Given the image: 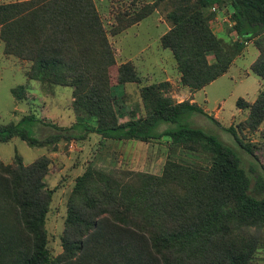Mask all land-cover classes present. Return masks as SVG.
I'll list each match as a JSON object with an SVG mask.
<instances>
[{
    "label": "trees",
    "instance_id": "trees-1",
    "mask_svg": "<svg viewBox=\"0 0 264 264\" xmlns=\"http://www.w3.org/2000/svg\"><path fill=\"white\" fill-rule=\"evenodd\" d=\"M219 8L228 17L223 36L210 27ZM153 11L167 26L159 45L170 50L177 80L189 90L223 73L247 41L257 49L249 69L260 87L252 100L235 99L244 117L222 126L235 150L193 124L195 114L219 122L194 101L173 98L168 80L138 86L139 114L111 93L114 54L106 31L119 33ZM0 39L5 53L29 61L27 78L70 86L76 112L94 121L84 123L80 114L61 126L28 112L0 124L1 142L16 136L54 149L59 140L89 132L100 142L167 136L173 146L207 157L205 164L167 157L159 173L85 165L66 195L55 256L44 225L55 188L43 179L49 157L0 160V264H264V173L253 162L245 168L237 152L264 170L258 146L243 138L264 119V0H146L116 12L108 29L94 0L1 1ZM114 78L116 84L140 80L131 60L115 65ZM22 88L10 92L20 98ZM124 111L128 116L119 120ZM43 125L51 131L39 136Z\"/></svg>",
    "mask_w": 264,
    "mask_h": 264
},
{
    "label": "rangeland",
    "instance_id": "rangeland-1",
    "mask_svg": "<svg viewBox=\"0 0 264 264\" xmlns=\"http://www.w3.org/2000/svg\"><path fill=\"white\" fill-rule=\"evenodd\" d=\"M8 1V0H0ZM146 0H94L99 16L106 29L113 22L114 14L121 10H130ZM223 12L222 8L219 10ZM225 12V11H224ZM226 15V14H225ZM224 15L220 17L221 25L225 26ZM217 20V21H218ZM162 15L153 11L143 19L131 24L129 27L116 34L107 30V38L114 54V63L109 66L110 91L123 102L124 110L132 109L136 114L140 111L138 86L172 76L175 72L174 60L168 48H163L158 43V34L165 28ZM213 23L212 27H216ZM218 35L223 36L222 33ZM256 53L254 45L247 44L241 54L234 59L228 70L207 83L202 89L194 91V97L199 104L205 106L207 113H217L219 124H215L202 114H195L194 125L217 135L225 144L235 150L237 146L232 135L222 126H227L233 119L244 117V112L235 106V99L242 97L252 100L259 87L260 79L247 69ZM123 60H131L139 81L116 84L114 73L115 65ZM29 65L28 60L20 59L3 51V42L0 39V124L17 121L24 113H34L43 120H50L55 124L66 126L76 121L81 113L76 112L72 106L70 86L51 84L39 79H30L26 76ZM171 90L178 85V80L173 77L169 81ZM21 84L23 88L17 89L21 95L16 98L10 89ZM203 98L206 101H203ZM121 102V103H122ZM217 107V108H216ZM215 109H217L215 111ZM124 111L121 120L128 115ZM82 115L87 124H94L89 116ZM51 131L49 126H38L36 134L42 136ZM244 139L255 142L258 146L255 152L264 164V119L259 124L257 131L244 130ZM167 136L159 139L151 138L148 142L136 140H110L99 141L94 132L81 139L59 140L54 149L47 146H29L20 138L13 136L7 141H0V160L4 163L11 161L15 154L26 163L39 155L49 157V168L43 179L47 186L55 187L49 202L45 217L47 232V246L52 256L60 250L59 236L62 231L65 214V199L74 176L87 164L107 169L111 167H128L131 169L147 170L159 173L164 160L174 157L182 161H191L205 164L207 157L202 152H188L169 143ZM242 165L247 168L249 163H255V171L263 174L264 170L255 162L251 155L242 149H237ZM256 172L254 174H256Z\"/></svg>",
    "mask_w": 264,
    "mask_h": 264
},
{
    "label": "crops",
    "instance_id": "crops-1",
    "mask_svg": "<svg viewBox=\"0 0 264 264\" xmlns=\"http://www.w3.org/2000/svg\"><path fill=\"white\" fill-rule=\"evenodd\" d=\"M226 14V15H225ZM224 15L226 16V18H225V23L226 24H228V17H227V12H222L221 11V9L219 10V9H217L216 10V13H215V16H214V18L211 20V22H210V27H211V29H212V31L213 32H215V33H217V34H219V33H222V34H224V30H225V28H224V26L223 25H221L222 23L220 22L221 20H218V19H221L220 17H222L223 16V18L222 19H224ZM218 20V21H217ZM213 23H217V25H216V27L214 28V27H212V24ZM221 23V24H220ZM165 24V23H164ZM225 24V25H226ZM167 28V26H166V24H165V28H164V30ZM163 30V31H164ZM163 31H161V33L163 32ZM160 33V34H161ZM160 34H158V36L160 35ZM229 34L231 35V36H234V32L233 31H230L229 32ZM159 43V42H158ZM247 44H251V42H250V40L249 41H247V43L245 44V46L247 45ZM245 46H244V48H243V50L245 49ZM256 49V48H255ZM242 50V51H243ZM241 54V53H240ZM239 54V55H240ZM256 54H257V49H256V53H255V55L253 56V58L256 56ZM239 55H237V56H239ZM237 56H235V57H237ZM235 57L232 59V61L230 62V64H229V66L231 65V64H233L234 63V59H235ZM251 62V61H250ZM250 64V63H249ZM229 66L227 67V69L223 72V73H225L227 70H228V68H229ZM247 69H249V65L247 64V67H246V69L244 70L246 73H247ZM250 70V69H249ZM223 73H221L220 75H222ZM253 73V72H252ZM219 76V75H218ZM173 77H176V79H178V72H177V70H176V72L172 75V76H169V75H165L163 78H161L160 80H162V79H165V80H168V81H170V79L171 78H173ZM216 78V77H215ZM157 80H159V79H157ZM213 80V79H212ZM211 80V81H212ZM210 82V81H209ZM208 82V83H209ZM207 84V83H206ZM205 84V85H206ZM205 85H203L202 87H200V88H198V89H202ZM195 90H197V89H195ZM195 90H189L186 86H183V85H180L179 84V82H178V85H177V87L175 88V89H173L169 94L173 97V98H175L176 100H181V99H184V98H188L190 101H194L195 103H197L205 112H207V110H206V108H205V106L204 105H202V104H199L198 102H197V100L195 99V97H194V91ZM240 97V96H239ZM203 101H206V99H204L203 98ZM217 108V107H216ZM217 109H215V111H216ZM216 119H217V113L216 112H214V113H211Z\"/></svg>",
    "mask_w": 264,
    "mask_h": 264
},
{
    "label": "built area",
    "instance_id": "built-area-1",
    "mask_svg": "<svg viewBox=\"0 0 264 264\" xmlns=\"http://www.w3.org/2000/svg\"><path fill=\"white\" fill-rule=\"evenodd\" d=\"M211 9H213V7H211Z\"/></svg>",
    "mask_w": 264,
    "mask_h": 264
}]
</instances>
